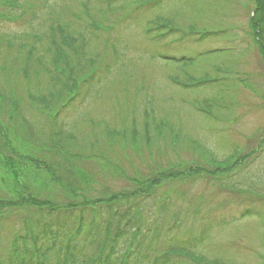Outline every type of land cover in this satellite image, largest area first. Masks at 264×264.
Masks as SVG:
<instances>
[{
	"label": "rangeland",
	"instance_id": "374dc122",
	"mask_svg": "<svg viewBox=\"0 0 264 264\" xmlns=\"http://www.w3.org/2000/svg\"><path fill=\"white\" fill-rule=\"evenodd\" d=\"M23 2L20 8L0 3V36L34 42L50 58L54 27L56 34L83 37L98 57L91 78H79L68 96L34 119L49 137L55 122H65L82 145L76 157L80 189L64 186L65 173L49 167L47 145L29 141L0 111V262H7L16 231L37 212L33 203L9 201L37 195L78 222L86 214L87 228L96 233L116 227L127 211L136 227L127 242L147 239L149 254L139 264L166 251L172 259L166 264H200L188 253L213 264H264L262 0ZM159 16L172 19L180 34H149V21ZM8 51L0 47V66L17 58ZM172 57H186L189 65ZM172 75L191 84L195 76L218 81L184 87ZM0 77L27 105L26 77L15 83V75ZM35 80L30 89L37 93Z\"/></svg>",
	"mask_w": 264,
	"mask_h": 264
},
{
	"label": "trees",
	"instance_id": "16d2710c",
	"mask_svg": "<svg viewBox=\"0 0 264 264\" xmlns=\"http://www.w3.org/2000/svg\"><path fill=\"white\" fill-rule=\"evenodd\" d=\"M7 2H14L17 8L23 6L24 3L23 0H0V3L4 5ZM262 3H264L263 0ZM108 10L112 11L113 9L110 7ZM158 18L149 21V34L162 29L165 31L160 32L157 35L158 38L159 36L165 38L171 34L174 36L180 34L179 32L181 31H177L172 19H160V16ZM52 31L53 37H48L47 40V46L52 51L49 52L50 58H48V55L46 56L45 52L38 51L34 42L20 41L17 38H8L4 35L0 36V47L4 46L9 50L10 54L16 53L17 55V58L14 59L15 61L11 62L13 65L10 67L0 66V72L2 74L15 75L16 80H13L14 83L15 81L18 82L21 75L22 78L23 76L26 77L28 96V104L22 106L23 102L21 99L16 98V92L11 93L9 81L5 80L4 82L2 77H0V111L10 121L17 124L19 130L24 132L29 141L47 145L44 146L45 148L47 147V150L44 149V151L49 154V167L51 171H56V174H58V170H61L63 174L65 173V176L61 175V177L63 176L64 186L71 185L80 189L76 186V174L79 171L76 157L79 158L82 145L78 143L77 145L74 142L76 137L67 133L65 122L62 121L55 122L56 127L50 133L54 143H49L50 137L46 129L36 127L37 122L34 119L43 110H48L52 107L54 101L68 96L78 85L79 78L81 80H88L87 77L91 78L92 73L90 70L97 62L98 55L87 50V41H82L83 37L78 38L77 35L66 32L56 34L54 27ZM205 32L207 36L212 34L209 31ZM72 36H74L75 40H71ZM182 38L184 37L180 36L176 39L180 40ZM202 38L204 37L202 36ZM89 55L91 56L89 57ZM172 60L180 63L186 62L185 64L189 65V59L186 57H172ZM16 63L21 65L16 66ZM40 76L42 77L41 79H39ZM32 78H36L34 84L36 85L35 88L37 87V93L30 89ZM171 79L174 83L184 87L218 81L216 78L210 79L208 75L195 76L192 84L175 76L171 77ZM72 100H75L74 95H71L70 102ZM202 105H200L201 110L207 113V110L202 109ZM157 127L158 132L161 133L160 126ZM4 141V134L0 128V151H4ZM72 144L76 146L75 152L70 150ZM238 154L239 150L234 151L230 155L229 160L235 158ZM158 182L160 183V181ZM29 196L21 200L14 199L9 201L12 206H16L18 203H33L37 207V212L35 217L32 216L33 218L29 219V225L26 226V229L19 228L16 231L15 246L8 250L7 262H0V264H48V260H51L50 255L56 257L54 264H139L144 259L141 256L148 248L145 242L146 238H141L138 242L139 244L135 242V244L132 243L130 245L133 237H136V227L131 225L132 221L129 215H126L125 219H123V215H119L116 227L110 226V228L108 225H104L103 230L98 229V233L102 231V235H98L93 227L87 228L85 222L86 214L82 213L78 222V217L68 215L67 211L60 213L61 210L49 198L45 199L37 195ZM101 223H104L103 217L101 218ZM74 228H77L75 233H73ZM137 234L139 233L137 232ZM82 238L86 239L84 243L83 241L81 243L78 241L82 240ZM127 240L130 242H127ZM123 241L126 242L120 245ZM90 247L91 251L85 250ZM169 254L170 252L166 251L156 256L152 260L153 262L150 260L148 264H166L168 263L167 261H172L171 258L167 257ZM188 254L191 258L195 257L192 253ZM34 259H36V263L33 261ZM192 259L200 264H213L215 262L204 256Z\"/></svg>",
	"mask_w": 264,
	"mask_h": 264
},
{
	"label": "bare ground",
	"instance_id": "6f19581e",
	"mask_svg": "<svg viewBox=\"0 0 264 264\" xmlns=\"http://www.w3.org/2000/svg\"><path fill=\"white\" fill-rule=\"evenodd\" d=\"M148 251H149V250H148V248H146V250H145V253H144V254H147V253H148ZM144 254H143L141 257L145 256ZM148 254H149V253H148Z\"/></svg>",
	"mask_w": 264,
	"mask_h": 264
}]
</instances>
